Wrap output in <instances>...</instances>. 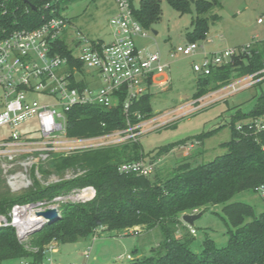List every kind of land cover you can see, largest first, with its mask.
I'll use <instances>...</instances> for the list:
<instances>
[{
	"label": "trees",
	"instance_id": "obj_1",
	"mask_svg": "<svg viewBox=\"0 0 264 264\" xmlns=\"http://www.w3.org/2000/svg\"><path fill=\"white\" fill-rule=\"evenodd\" d=\"M77 0H57L55 15L60 16L69 4ZM180 13L190 11L194 5L197 17L187 33L189 42L204 40L209 21L199 17L206 13L218 0H167ZM45 0H0V35L13 30H30L38 27L42 16L50 15L42 5ZM32 6L35 9H32ZM135 19L143 28H149L161 15L159 0H139L138 8L132 6ZM217 20V16L211 17ZM55 51L67 56L74 63L72 49L65 36L55 43ZM78 66V64H77ZM264 69V40L251 45L246 53L232 58V61L215 66L209 75L200 78V88L192 99L199 98L232 81L257 73ZM258 73L256 77L261 76ZM261 81L253 84L257 85ZM251 87V86H250ZM123 95L117 105L104 107L99 104L77 105L66 113V136L68 138L95 137L123 129L127 122L135 125L155 116L152 111L150 93L130 103L124 111ZM264 115V92L257 98L248 113L237 112L231 120V139L223 143L226 151L211 161L189 165L179 164L167 177H160L161 168L153 175L142 176L121 173L118 166L125 162L144 159L139 141H129L109 147L75 151L65 156L53 153L52 166L63 170L74 165L86 168V173L73 181H66L47 187L36 183L34 189L9 197L0 193V213L7 214L14 203H26L51 199L72 188L93 186L95 196L87 202L63 204L60 218L43 224L31 235V246L42 248L52 240L59 244L73 243L91 238L95 230H122L136 225L146 229L158 227L162 241L150 256H136L123 264H253L264 262V211L256 214L253 207L244 202H228L236 193L254 189L264 183V131L256 134L237 131L235 122ZM213 132L197 137L202 140ZM173 144L157 149L154 156L168 152ZM150 155V154H149ZM222 205L223 221L227 227L228 242L217 247L212 239H205L200 251L192 249L193 235L189 230L176 236V228L182 225L184 213ZM41 253L32 254L16 237L13 227H0V264L7 261L31 259L40 261Z\"/></svg>",
	"mask_w": 264,
	"mask_h": 264
},
{
	"label": "built area",
	"instance_id": "obj_2",
	"mask_svg": "<svg viewBox=\"0 0 264 264\" xmlns=\"http://www.w3.org/2000/svg\"><path fill=\"white\" fill-rule=\"evenodd\" d=\"M56 2L57 0H45L42 9L45 12L48 10L50 15H43V21L38 27L13 30L0 35V127L6 125L13 129L9 138L0 139V173L12 191L29 187L32 184L30 170L34 168V174L38 177L39 163L51 160L53 153L61 152L66 155L137 141L143 134L174 121L193 109L202 108L264 80L262 69L192 99L178 109L158 113L135 125L127 122L125 128L99 136L68 138L66 113L72 107L91 104L113 107L123 95V108L127 112L130 103L150 93L151 87L164 88L170 84L169 64L162 60L159 51L138 49L136 40L147 37V31L135 19L130 0H114L116 12L108 22L111 30L109 41H91L78 32L70 37L71 40L67 43L72 49L74 62L70 64L67 56L54 50L58 39L63 36L67 38L70 24L62 13L60 16L55 15ZM257 22L260 23L261 19ZM199 48L198 43L185 41L173 47L168 54L187 57L200 54L201 61L193 63L192 68L200 76H206L213 67L226 64L233 57L248 52L251 44L211 52L199 51ZM258 73L262 75L256 77ZM182 109L183 112L178 114L177 111ZM31 119L36 122L37 133L21 134L17 130L18 126ZM235 129L256 134L264 131V119L256 117L238 121ZM22 156L24 158L21 160ZM117 169L121 173L149 176L154 172V163L141 159L122 163ZM253 190L264 203V183ZM94 196V188L86 186L51 199L14 203L6 215L0 214V227H13L22 241L29 231L44 224V219L40 216L41 223L27 226L30 215L46 208L58 210L59 202H87ZM132 228L137 234V227ZM188 228L191 235H196L192 226L188 225ZM24 248L32 254L41 253L43 258L37 262L21 259L16 264H55L52 255L57 244L54 241L42 248L30 244L24 245ZM90 249L89 247L82 252L85 259L90 256ZM126 258L130 259L131 256L126 255Z\"/></svg>",
	"mask_w": 264,
	"mask_h": 264
},
{
	"label": "rangeland",
	"instance_id": "obj_3",
	"mask_svg": "<svg viewBox=\"0 0 264 264\" xmlns=\"http://www.w3.org/2000/svg\"><path fill=\"white\" fill-rule=\"evenodd\" d=\"M130 1L134 8H138L139 0ZM159 2L160 18L149 28H144V31H147V37L136 40L138 49L159 51L162 60L169 64L170 84L164 88L152 87L150 91V104L155 115L178 109L189 103L194 93L200 88L202 77L192 68L193 63L201 61L200 54L188 57L168 54L173 47L188 41L187 33L192 30L193 20L197 17L194 5L191 4L189 12L180 13L167 0H159ZM115 12L114 0H77L69 4L62 10V14L68 18L70 23L67 38L65 36L67 42L69 43L70 37L77 32L91 41H109L111 30L108 22ZM214 15L217 16V20H212L211 17ZM198 16L207 18L209 21L206 38L196 42L200 45L199 51L211 52L246 44L259 45L264 40V0H218L217 4L206 13ZM258 19H261L260 23L257 22ZM153 31H156V34ZM262 92H264V80L257 85L227 95L214 103L206 104L202 108L193 109L178 119L143 134L137 141L144 155H147L144 160L154 163V172L157 168H161L159 176L163 178L169 176L179 164L188 163L193 166L220 156L226 151L223 143L231 139L232 117L237 112H250L255 106L256 98ZM182 112L183 109L177 111L178 114ZM259 118L264 119V115ZM17 130L21 134H36V122L31 119L18 126ZM12 131L13 129L9 126H1L0 139L9 138ZM210 131L213 132L210 136L202 140L197 139L199 135ZM170 144L174 145L170 151L154 156L157 149ZM23 158L22 156L20 159ZM53 158L39 163L38 177L34 174V168L30 170L32 184L19 191H12L5 177L0 173V193H6L9 197H17L34 189L36 183L41 187H47L76 180L86 173V168L81 165L67 167L61 171L56 170L51 164ZM84 187L72 188L67 192L81 190ZM228 202L247 203L253 207L256 214L264 211V203L253 189L236 193ZM76 203L82 202L80 200L59 202V214L61 205ZM221 207L220 204L209 205L193 212L203 211L202 215L191 225L196 230L191 244L194 251H200L203 241L207 238L212 239L220 248L227 244L228 233L222 219ZM133 227H137V234L131 230L132 227L122 230H106L100 227L95 230L91 238L80 239L73 243L59 244L54 239L52 241L57 244V249L52 255L53 260L55 264H123L129 261L126 258L127 254L131 256L152 255L153 250L157 249L162 241L159 228L146 229L144 225ZM188 230V226L183 222L176 228L175 235H184ZM35 231H29L25 240L22 241L17 235L16 237L20 243L28 245ZM89 247L91 248L90 256L85 259L82 252ZM4 264H16V262L7 261Z\"/></svg>",
	"mask_w": 264,
	"mask_h": 264
},
{
	"label": "water",
	"instance_id": "obj_4",
	"mask_svg": "<svg viewBox=\"0 0 264 264\" xmlns=\"http://www.w3.org/2000/svg\"><path fill=\"white\" fill-rule=\"evenodd\" d=\"M26 1V0H25ZM32 9H35L34 6H32ZM153 33L156 34V31H153ZM203 211H199L198 213H184L181 217L182 221L186 223L187 225L191 226L193 222L198 219L202 215ZM37 216H41L44 219V224L47 222H53L60 218V214L57 209L52 208H46L42 211L36 212ZM43 224H41L38 227L34 228L35 230H38Z\"/></svg>",
	"mask_w": 264,
	"mask_h": 264
},
{
	"label": "bare ground",
	"instance_id": "obj_5",
	"mask_svg": "<svg viewBox=\"0 0 264 264\" xmlns=\"http://www.w3.org/2000/svg\"><path fill=\"white\" fill-rule=\"evenodd\" d=\"M42 222V218L40 216H37L36 214H32L29 216L27 226L31 227L34 225H37Z\"/></svg>",
	"mask_w": 264,
	"mask_h": 264
},
{
	"label": "crops",
	"instance_id": "obj_6",
	"mask_svg": "<svg viewBox=\"0 0 264 264\" xmlns=\"http://www.w3.org/2000/svg\"><path fill=\"white\" fill-rule=\"evenodd\" d=\"M154 87H156V86H153V88H154ZM151 89H152V87H151ZM186 225H187V224H186ZM187 226H188V225H187ZM141 234H142V233H141ZM139 235H140V234H139ZM127 255H130V254H127ZM140 255H141V254H138V255L136 254V256H140ZM130 256H131V255H130ZM136 256H131V257L133 258V257H136Z\"/></svg>",
	"mask_w": 264,
	"mask_h": 264
}]
</instances>
